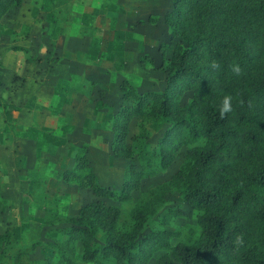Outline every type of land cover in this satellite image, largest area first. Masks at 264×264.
Returning a JSON list of instances; mask_svg holds the SVG:
<instances>
[{"label":"trees","instance_id":"16d2710c","mask_svg":"<svg viewBox=\"0 0 264 264\" xmlns=\"http://www.w3.org/2000/svg\"><path fill=\"white\" fill-rule=\"evenodd\" d=\"M170 1L163 22L178 40L163 66L162 88L138 91L122 80L125 103L110 122L112 155L135 157L137 168H125L118 188L101 185L78 149L73 166L61 175L89 187L95 199L56 229L64 237L46 244L53 253L40 264H73L77 243L83 263L146 264L164 249L154 264H264V63L257 60L258 48L264 53V0ZM21 2L0 0V20ZM186 91L191 96L181 104ZM225 96L232 97V111L221 119ZM133 117L157 128L167 125L153 146L143 127L126 143ZM181 146L182 162L167 184L197 211L199 231L170 245L173 231L142 232L164 201L162 191L135 202L128 223L118 206L103 200L129 201L140 180L165 169ZM237 236L242 243H235ZM11 238L8 229L1 232L0 248Z\"/></svg>","mask_w":264,"mask_h":264},{"label":"rangeland","instance_id":"374dc122","mask_svg":"<svg viewBox=\"0 0 264 264\" xmlns=\"http://www.w3.org/2000/svg\"><path fill=\"white\" fill-rule=\"evenodd\" d=\"M170 8V0H22L1 18L0 233L8 229L12 238L1 245L0 264H40L53 253L46 244L64 237L56 229L95 199L89 187L61 175L78 149L101 185L118 188L125 168H137L135 157L112 155L111 117L125 103L122 80L138 91L162 88L163 66L178 40L163 22ZM257 55L264 63L262 48ZM190 96L184 92L179 102ZM166 126L133 117L126 143L143 127L153 146ZM184 148L165 169L142 178L129 201L103 200L128 223L135 202L162 191L164 201L142 232L173 231L170 245L199 231L197 211L167 184ZM165 252L155 250L146 264ZM79 254L77 243L73 264H100L83 263Z\"/></svg>","mask_w":264,"mask_h":264},{"label":"clouds","instance_id":"9594fccd","mask_svg":"<svg viewBox=\"0 0 264 264\" xmlns=\"http://www.w3.org/2000/svg\"><path fill=\"white\" fill-rule=\"evenodd\" d=\"M212 68L214 69H218L219 68V64L216 62H213L211 65ZM232 71L236 74V75H240V68L238 65H233L232 67ZM231 96H225L221 102V106L219 109L220 112V118L224 119L226 114L232 111V105H231ZM235 243L240 244L242 243V238L237 236Z\"/></svg>","mask_w":264,"mask_h":264},{"label":"crops","instance_id":"0c3cea01","mask_svg":"<svg viewBox=\"0 0 264 264\" xmlns=\"http://www.w3.org/2000/svg\"><path fill=\"white\" fill-rule=\"evenodd\" d=\"M2 57H0V66H4V62L2 61V59H1ZM23 62H25V59H24V61ZM4 67H6V66H4ZM13 149L15 150V146L13 147ZM92 201V200H91Z\"/></svg>","mask_w":264,"mask_h":264}]
</instances>
